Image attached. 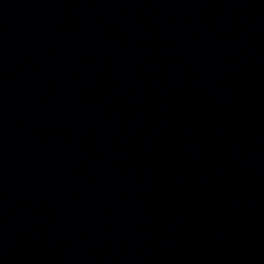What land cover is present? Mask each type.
<instances>
[{
	"label": "water",
	"instance_id": "obj_1",
	"mask_svg": "<svg viewBox=\"0 0 264 264\" xmlns=\"http://www.w3.org/2000/svg\"><path fill=\"white\" fill-rule=\"evenodd\" d=\"M0 264H264V0H0Z\"/></svg>",
	"mask_w": 264,
	"mask_h": 264
}]
</instances>
